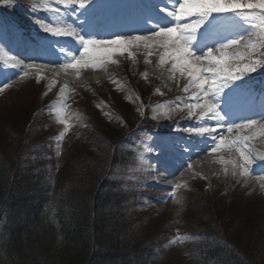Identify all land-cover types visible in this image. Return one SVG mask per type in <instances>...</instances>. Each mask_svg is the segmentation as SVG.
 <instances>
[{
  "label": "rangeland",
  "instance_id": "1",
  "mask_svg": "<svg viewBox=\"0 0 264 264\" xmlns=\"http://www.w3.org/2000/svg\"><path fill=\"white\" fill-rule=\"evenodd\" d=\"M21 1L1 0L0 8L47 35L35 20L50 22L44 16L34 15V9L41 6L49 14L57 8L56 0ZM22 5L27 6L26 10ZM139 13L142 16L146 14ZM101 15L112 19L104 14L103 8ZM3 16L0 12V18ZM134 16L135 13L125 18L124 23L136 26L132 24ZM56 22L55 14L51 23ZM2 27L0 23V31ZM24 45L21 39L8 40L0 34V158L4 156L12 160L15 168L21 158L12 156L13 152L7 150L12 146L8 142L14 141L13 147L18 145V151L30 147L31 151L38 153L34 156L36 162L31 163L47 173L52 183L55 182L52 190L56 193V182L60 180L63 185L75 177L76 165L80 162L77 157H85L90 152L95 156V151L110 148L113 155L112 152L121 151L120 148L115 149V143L128 138L125 150L118 153L124 160L110 166L106 178L120 189V195L131 198L135 204L130 207L121 202L123 205L120 206L127 221L135 223L134 233L143 235L144 240H155L161 246L157 249L158 263L170 260V264H190L187 258L196 253L203 233H214L238 245L243 253H253L257 248L261 253V244L264 243V170L257 165L264 164L260 159L264 157V130L259 128V124L246 129L248 132L244 134L256 137L249 141L252 155L261 160L252 166L254 175H240L239 168L234 169L232 164L220 161L207 168L208 176L195 169L188 174L182 187L164 190L152 185V176L148 172L151 165L147 157L154 152L148 146L153 143V138L159 137L158 131L168 130V136L177 137L176 127L165 128L161 122L181 111L185 117L181 123L199 122L188 123V110L180 107L187 103L194 90L188 94L184 92L185 95H180L176 103H172L173 99L170 102L173 94L183 93L186 79L180 78L178 72L174 77L169 76L170 64L161 66L157 55L148 57L145 50L135 48L130 49L131 57L127 53L116 54L113 57L116 63H107L99 70L89 68L77 72L68 69L65 72L61 65L71 55L78 54L79 46L72 38H59L57 44L67 50V54L43 53L45 59L55 61L56 69L48 66L49 70L41 71L42 67H48L37 63L40 66L36 68L38 70H29L31 72L27 71V75H30L26 76L20 74L21 70L15 68L12 61L14 49ZM149 60L150 63L147 62ZM40 71L45 75L38 78ZM98 77L106 79L98 80ZM86 78L92 80L81 84ZM58 112L66 117L64 124L59 122ZM236 113L243 115L242 111ZM31 116L33 122L29 121ZM253 116L258 118L257 113ZM258 146L263 149H257ZM222 155L239 157L237 152L226 151L217 156L219 160Z\"/></svg>",
  "mask_w": 264,
  "mask_h": 264
},
{
  "label": "snow or ice",
  "instance_id": "2",
  "mask_svg": "<svg viewBox=\"0 0 264 264\" xmlns=\"http://www.w3.org/2000/svg\"><path fill=\"white\" fill-rule=\"evenodd\" d=\"M56 3L64 6L52 9L56 23L35 20L48 34L35 58H41L40 52L51 55L59 38H72L79 46L78 54L61 65L65 72L99 70L107 63H116L113 59L116 54L127 53L131 57L133 48L145 50L148 57L157 55L159 65L170 64L169 76L178 72L180 78L187 80L183 86L186 94L194 90L187 103L180 105L187 108L186 117L214 122L177 126L178 130L199 137L207 145L203 151L208 154L223 148L239 153V161L221 163L233 164L234 169H240V175L255 174L252 165L256 157L252 156L249 141L256 137L241 133L251 129L257 120L254 116L237 114L233 103L252 87L254 77L250 74L264 68V0H171V7H161L162 0H153L145 5L148 11L136 26L103 18L104 5L98 0H56ZM259 116L264 120V105ZM57 118L61 124L65 123L66 117L59 112ZM233 132L236 135L229 139L226 133ZM178 141L172 136H159L148 146L150 151L159 153L157 163L162 170L168 164V152ZM257 166L264 170V164Z\"/></svg>",
  "mask_w": 264,
  "mask_h": 264
},
{
  "label": "trees",
  "instance_id": "3",
  "mask_svg": "<svg viewBox=\"0 0 264 264\" xmlns=\"http://www.w3.org/2000/svg\"><path fill=\"white\" fill-rule=\"evenodd\" d=\"M127 142L115 143L121 151L113 155L110 148L77 157L75 177L63 185L56 182L53 193L55 182L31 163L38 153L30 147L18 151L9 141L7 150L21 159L14 168L12 160L0 158V264H170L158 263L161 246L155 240L134 233L135 223L127 221L120 206L135 204L106 178L107 169L124 160L118 153ZM200 238L196 253L187 258L190 264H264V243L261 253L258 248L243 253L214 233Z\"/></svg>",
  "mask_w": 264,
  "mask_h": 264
},
{
  "label": "bare ground",
  "instance_id": "4",
  "mask_svg": "<svg viewBox=\"0 0 264 264\" xmlns=\"http://www.w3.org/2000/svg\"><path fill=\"white\" fill-rule=\"evenodd\" d=\"M25 49H26V46L18 47V48H16V52H17L19 55H23ZM35 60H37V61H39V62H43V63L46 64L47 66H50V64H52V63H50V61L48 62L46 59H35ZM43 70H49V68H43ZM102 79H106V78H105V77H98V80H102ZM90 80H92V79H87V78H86L85 80H83V81L81 82V84H85L86 81L88 82V81H90ZM69 84H70V85H73L72 83H69ZM175 138H178L179 141H180L181 143H183V142H182L183 139H182L180 136H177V137H175ZM188 138L193 139V137H191V136L188 137ZM257 149H263V148H262L261 146H258ZM194 150L197 151L196 154H194V155H189L188 158H189L190 161H191V160L194 161V164H195L196 166H202V167H204V170H205L206 168H208L210 165H213V164L219 163V162L222 161V160H224V161H229V160H231V161H239V157L236 156V155H232L231 157H226V155H223V156L221 157L220 160H219V158H218L217 156H215V153H219L220 151L228 150V148H223V149H221L219 152L212 153V154H210V156H209L208 158H206V159H204V157H203V154L207 153V152H205V151L203 152L204 149L202 150V148L194 147ZM175 151H176V150L173 148L172 150H170V151L168 152V164H167V166H166V169L169 170V171H170V170H173L175 167H177L179 164H181V159H179V158H181V157L178 156V155L175 153ZM198 154H199V155H198ZM161 155H163V153H162ZM252 156H254V155H252ZM254 157H256V156H254ZM158 159H159V153H156V152H154L153 155L147 157L148 162H149L150 165L153 166V167H154V165H158V166L160 167V165L157 163V160H158ZM260 161H261V160H260L259 158L256 157V163H258V162H260ZM240 163H242V161H240ZM228 164H230V163H228ZM232 165H233V164H232ZM186 168H187V170L182 174V178H185L186 176H188L189 173H193V172H194V169H193L192 167H186ZM152 170H153V169H149L148 172H149L150 174H152ZM209 173H210V172H209ZM209 173H208V170H206V171L203 173V175L208 176Z\"/></svg>",
  "mask_w": 264,
  "mask_h": 264
}]
</instances>
